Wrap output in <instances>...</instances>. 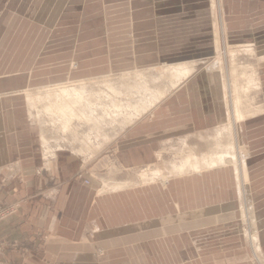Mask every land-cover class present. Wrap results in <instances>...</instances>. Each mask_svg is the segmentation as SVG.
<instances>
[{"label": "crops", "instance_id": "0c3cea01", "mask_svg": "<svg viewBox=\"0 0 264 264\" xmlns=\"http://www.w3.org/2000/svg\"><path fill=\"white\" fill-rule=\"evenodd\" d=\"M221 3L227 42H264V0ZM210 9L209 0H0V207L18 205L0 222V264H248L232 167L171 172L165 185L122 174L162 164L164 149L204 151L199 140L227 123L217 70L201 64L92 158L45 150L25 102L41 87L211 59ZM257 161L251 170H262ZM260 187L250 182L259 250Z\"/></svg>", "mask_w": 264, "mask_h": 264}, {"label": "bare ground", "instance_id": "6f19581e", "mask_svg": "<svg viewBox=\"0 0 264 264\" xmlns=\"http://www.w3.org/2000/svg\"><path fill=\"white\" fill-rule=\"evenodd\" d=\"M210 3L211 8L215 6L214 0H211ZM214 26H216V23ZM214 34L215 36L217 35V30H215ZM214 38L216 43L215 52H217L219 43L217 41V36ZM243 52L246 53L245 55L248 54L247 56L254 54L255 58L260 59V57H257L255 49L251 47H245ZM236 55L237 51H230L229 58L231 62L236 60ZM212 57L215 58V54ZM220 63L221 62L218 59L215 62H212L211 65L207 66L206 63H203L202 61L176 62L174 64L162 65L161 69L158 72L156 71L157 74L153 77L145 75L144 72H136L133 73L132 77V73L124 74L119 81H105L107 78H104L103 84L105 85V88L104 90L100 91H96V89L93 90L90 88V86L88 88V85H90V83L94 80L89 81V83L87 80H85V82L83 80L81 82L77 81L75 85H72V83L68 82L67 84H71V86L65 84L60 87H55L54 89H49L48 86L47 88L41 87V89L28 92L26 95L27 101L25 99V102H28L26 104L27 110L29 106L31 116L35 115L42 118L47 117L49 119L47 121H51L53 124L52 128H54L55 125V128H59L61 132H68L71 134L70 136H72L75 135V131L77 129L76 126L80 127L81 124H89L93 128L89 127L90 134L86 138L87 140L90 139L89 136L94 134L95 130V134L97 133L98 135V133H100L99 135L107 140V135H105V133H101V128L105 130L104 128L109 126V130H112V125L116 126V124H120V122L121 128L130 125L147 111L155 107L161 100L165 99L175 89L181 86L185 80H187L196 72L201 64H204L207 69H215L218 67V75L222 88V103L224 104L226 110L227 125L222 131H218L214 136V143L206 142L208 149L204 153L198 149L195 150L187 148H185L180 153H177L175 159H178V161H174L172 164V171L174 175H183L199 173L201 170L205 169H219L220 167L230 166L234 172L239 197L243 195L245 198L247 193L250 192V189L247 188V186L249 187L248 172L245 162L243 159H241V157L238 156L236 152V124L252 118L256 116L258 112H260L259 108L255 107L254 97L252 96V92H255L258 89L256 83L257 79L253 71H250V74L248 75L246 72L247 68L242 67L241 71L239 72L236 70L237 66L235 67V65L232 63L229 73L226 74L224 67H221ZM229 81L232 83V95L229 91V87L231 86ZM138 83H140L139 86L137 85ZM94 84H99V82H95ZM42 120L44 121V119ZM46 123L48 124V122ZM45 138L46 137H44L42 139L43 141H41L42 146L44 145V149H49L50 151L49 146H51V144L49 143L50 145L48 146V140L46 141ZM183 146L185 147L187 145L183 143ZM81 149L79 150L81 151ZM83 152L81 155H84L85 152ZM78 156L80 155L78 154ZM148 173L149 172L145 171L139 176L138 179L140 180L139 182L141 184L152 182L150 179H153L155 176H160L159 171H155L151 173L152 176L148 179ZM164 181H167V179H164L163 182ZM130 184L134 183L129 182L124 185H115L112 189L121 188L122 186H129ZM248 189L249 192L247 191ZM106 191L107 190L105 189L102 193ZM250 217L253 218L252 215ZM249 221H252L251 223L254 224V227L256 226L254 218L253 220L249 219ZM251 236L252 242H256L254 247L255 252L257 253L259 252L257 236L254 233Z\"/></svg>", "mask_w": 264, "mask_h": 264}, {"label": "rangeland", "instance_id": "374dc122", "mask_svg": "<svg viewBox=\"0 0 264 264\" xmlns=\"http://www.w3.org/2000/svg\"><path fill=\"white\" fill-rule=\"evenodd\" d=\"M210 2H211V0H209V6L211 5ZM214 2H215V6H213L210 9L209 16H210L211 23H212L213 36L214 37L217 36L219 48L217 49V52H215V58L212 57L211 59L206 60L203 63H206V65H211L212 62H215L218 59L221 62L220 66L224 67L226 74H228L230 69H231V63L234 64L235 67L237 66L236 70H238L239 72L241 71L242 67L247 68L246 72L248 75L250 74V71L254 72V75L257 79L256 83H257L258 89L255 92H252V96L254 97L255 107L259 108L260 112H258V114L256 116L249 118L246 121H244L245 123L242 121L243 123L241 122L239 124H236L235 145H236V152H237L238 156L241 157V159H243L245 164L248 163V168H250L249 172L251 173V176L249 178L251 179V181L256 178L257 184H259L261 186L260 187L261 188L260 193L262 195H264V42L261 44L255 43V42H245V43L244 42L243 43L227 42L226 38H224L225 37V32H224L225 30H223V28H224V26H223L224 21L223 20L224 19H223L221 0H214ZM214 22L216 23V26H214V24H215ZM60 29H61V27L55 28L56 31H58ZM215 30H217L216 36L214 34ZM219 38H220V40H219ZM214 40H215V38H214ZM215 46H216V43H215ZM245 47L246 48L251 47V48L255 49V53H256L257 57H260V59H257L254 57V54H253L254 52L252 53L253 55H251V56H247L248 54L245 55L246 53L243 52ZM232 50L235 52L237 51V55L235 57L236 60H234V62H231L230 58H229V53ZM215 51H216V48H215ZM165 65H167V64H165ZM202 66H204V64H202ZM73 67H76V65L73 64ZM217 68H215V70L218 71ZM160 69H161V66H159L153 70H150V71H142V72H144L145 75L153 77L157 74V72ZM123 75H112V76H107L104 78H107V79H105V81L106 80L119 81L120 78L123 77ZM132 76H133V74L131 75V77ZM104 78H95V79L89 78V79H87L88 83H89V81H93V80H94L93 81L94 83L99 82V84H94L93 82H91L90 85H88V88L90 86V88H92L93 90L96 89V91L104 90V88H105V85L103 84ZM84 82H85V80H84ZM71 83H72V85H75L77 82H71ZM229 84H231V86L229 87L230 88L229 91L231 92V95H232L233 94L232 93V89H233L232 83L230 82ZM66 85L71 86V84H66ZM137 85L139 86L140 83H138ZM60 86H62V85H60ZM60 86L49 87V89H51V88L54 89L55 87H60ZM33 91H35V90H33ZM33 117H36L38 119V121L40 122L42 130L44 131V135L46 137L45 139H46V141L48 140L47 145L49 146L51 144V146H49L50 148L52 147L53 149H63L64 147H66V148L75 147V151L78 152L79 154H82V152L84 151L85 153L84 152L83 153L86 154V156H87V154L90 153L87 156L88 158L94 157L95 154L99 150L108 146L112 142V140L115 138L116 134H118L124 128V127L121 128V126H120L121 122L119 120L120 124L118 123V124H116V126L112 125L113 126L112 130H109L110 129L109 126L104 128L105 130H103V128L100 129L101 133H105V135H107V140L102 138V136L99 135L100 133H98V135H97V133L95 134L96 130L94 131V134H91L89 136L90 139L87 140L86 138L90 134L89 127L90 128L92 127L89 124H83V125L81 124L80 125L81 128L79 126H76L77 127L76 131L73 130V131H75V135L70 136L71 135L70 133L67 132L69 134L68 135L66 132H63V131L61 132L59 128H55V125H54V128H52L53 124L51 123V121H47V120H49L47 117L42 118V117H38L35 115ZM42 119H44V121ZM46 122H48V124ZM226 125H227V123L225 124V126H221L220 128L214 129L212 132H210V134H208L209 135L208 138H206V139L203 138V139H201V141L199 140V143H202V144H205L206 142L207 143H214V140H213L214 136L217 134L218 131L219 132L222 131L226 127ZM239 125H243V127H242L243 131L241 133H240ZM96 141H98V142H96ZM205 145H206V148L205 149L203 148L204 151H202L200 149H198V150L201 151L202 153H204L208 149L207 144H205ZM96 146H98V147H96ZM79 149H81V151ZM189 149H191V148H189ZM174 151H175L174 149L173 150L164 149L163 154L161 155L162 164H160V165L144 166V167H140L138 169L124 171L122 173L125 176L124 179L133 180L136 184L137 183L141 184L139 182L140 180L138 179L139 176L141 175V173H144L145 171L149 172L148 173L149 174L148 179H149L152 176L151 173H153L155 171H157V172L159 171L160 176H157V177L155 176L153 179H150L152 182H149V183L154 184L156 182L158 184L165 185L166 181L163 182V180L165 179L166 176L169 175V173H171L173 171L164 170L163 165L165 164V162L166 163H174V161L175 162L178 161V159H175L177 153H174ZM254 160H256V161L258 160L257 162L260 164V167L262 169L261 171L251 170V169H253L251 163H253ZM163 161H165V162L163 163ZM252 172H256V173L253 174ZM108 173L118 174L119 172L115 168H113ZM83 174H84L83 172H79L76 175V178H82ZM123 175H119V176H123ZM105 177H107V176H105ZM234 178H235V176H234ZM250 179H248V185H250V182H251ZM154 180H155V182H154ZM85 183L86 184L88 183L87 180H85ZM235 183H236V181H235ZM247 188H249V187L247 186ZM236 189H237V187H236ZM247 191L249 192V189ZM236 195H237L238 216H239V222L241 225L240 226V232H241V235L243 236L244 241H245L246 252H247V255H246L247 256V263L248 264H264V245L262 246L261 250H259V252L256 253L255 247H254L256 245V242H252V240H251V237H252L251 235H253V233H254V226H253L254 224L251 223L252 221H249V219L253 220V218L250 217L251 216L250 215V210H251L250 192L247 193V196H245V198H244L243 195H241V197H239L238 191L236 190ZM261 207H262V209H264V199L261 203ZM97 251H98V254H100L101 250H97Z\"/></svg>", "mask_w": 264, "mask_h": 264}, {"label": "built area", "instance_id": "2783aa9c", "mask_svg": "<svg viewBox=\"0 0 264 264\" xmlns=\"http://www.w3.org/2000/svg\"><path fill=\"white\" fill-rule=\"evenodd\" d=\"M18 210V205H4L0 207V222L3 220L8 219L9 217L15 215V213ZM2 244H0V250H1Z\"/></svg>", "mask_w": 264, "mask_h": 264}]
</instances>
